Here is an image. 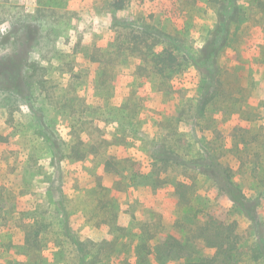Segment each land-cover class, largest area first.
Listing matches in <instances>:
<instances>
[{
    "label": "rangeland",
    "instance_id": "obj_1",
    "mask_svg": "<svg viewBox=\"0 0 264 264\" xmlns=\"http://www.w3.org/2000/svg\"><path fill=\"white\" fill-rule=\"evenodd\" d=\"M117 1L0 0V264H82L59 210L61 189L88 264H264V4L238 0L236 11L228 0H125L117 10ZM28 26L39 32L27 67L13 72ZM139 37L173 45L189 62L182 84L144 83L131 54ZM166 89L173 94L155 97ZM134 94L139 101L128 102ZM99 114L107 143L81 160L70 150L79 121L93 125ZM43 124L47 137L37 133ZM162 147L180 163L155 166ZM217 159L235 173L241 193L233 198L199 173ZM155 170L166 185L153 186L156 174L131 182L132 172ZM104 188L122 191L112 224ZM146 221L158 230L139 261ZM34 223L43 228L31 230ZM175 238L189 245L174 248ZM237 242L229 259L220 248Z\"/></svg>",
    "mask_w": 264,
    "mask_h": 264
},
{
    "label": "trees",
    "instance_id": "obj_2",
    "mask_svg": "<svg viewBox=\"0 0 264 264\" xmlns=\"http://www.w3.org/2000/svg\"><path fill=\"white\" fill-rule=\"evenodd\" d=\"M230 3V6L234 9V10H239V5H238V0H228ZM256 3L258 5H263L264 4V0H256ZM116 7L117 10H123L126 7V1L125 0H121V1H117L114 5ZM229 31V30H228ZM226 29H224V27H222L221 29V33L224 34L225 32H228ZM37 32H39V27H33V26H28L27 30H26V34L24 36L27 37V41L24 42L20 48H19V52L21 53L20 55V60H12V66H13V72L18 71L19 73H21V68H25L27 67V61H25V58L27 59V57L30 54V50H29V44L30 43V39L35 37ZM2 29L0 28V36H4ZM30 38V39H29ZM6 42V41H5ZM4 44V43H3ZM3 44L1 46H3ZM148 41L145 37H139V40L136 43V47L133 48L132 50V55L134 57H136V63L139 62L140 65L137 67L139 70H142L144 72L143 76H144V83H149V84H154L156 86H169V85H180L182 84L183 81H181V77H182V72L187 68V66L185 65L186 63H189L188 61H182V58L180 57V53H178L174 48L173 45H164V43L162 44H157L154 43V45H148ZM144 45L149 46L150 51L149 52H145L142 47H144ZM176 48V47H175ZM211 50L209 51V53L213 54L216 50L215 46H212L210 48ZM215 49V50H214ZM148 50V49H147ZM24 57V58H23ZM15 58V57H13ZM24 62V63H23ZM138 63V64H139ZM15 70V71H14ZM147 74V75H146ZM22 75V74H21ZM146 75V76H145ZM173 94V92H170L169 89L166 90H159L157 91V93H155V97H166L171 96ZM139 94H134L132 97L135 98H131L128 100V102H131L133 99L139 101L138 97ZM197 97V96H196ZM195 97V98H196ZM182 99V97H180ZM198 99V98H197ZM213 101V94L210 93V95L206 96L205 101H204V106H206L207 104L212 103ZM142 105H139V107H141ZM115 107V106H114ZM112 109V113H109L111 116L114 115V112L116 113V109L114 108ZM125 108L128 107L124 105ZM132 108V106H130ZM203 107H200V109ZM121 109V108H119ZM124 109V108H123ZM197 111V110H196ZM207 113V110L204 111V109H201L200 113H196L197 116L200 118H205V114ZM119 114V113H118ZM202 114V115H201ZM94 118V117H93ZM93 120H96L95 122L97 123H87V118L85 119H81L80 122V126H82L83 128L80 129L79 131H77V133L81 132L82 134H84V137H81V133L80 136L77 139L78 142L74 143L72 146V149L70 148V150L75 153V155H77V158H80L81 160H84L85 157L87 156L88 153L90 152H96L98 153V150L104 148V146L107 143V140L105 138H103L102 136V127L99 124L100 123H104L105 117L103 114H99L97 119H92L90 120V122H92ZM82 124V125H81ZM161 124H159L158 128H161ZM42 128V129H41ZM39 129V131H37L38 134L44 136L45 134L42 133L43 129H45V125L43 124L42 127ZM101 132V133H100ZM46 136V135H45ZM47 137V136H46ZM256 138H259V135L255 136ZM50 141H52V145L53 148L55 150V152L57 154L60 153V151H62V149L60 148V146L57 144H55V140H53L52 138L48 137ZM82 138L86 139L89 138V141H92V145L91 147H89V149L85 150V142L81 141L83 140ZM240 141V144L242 142H248L246 135H239L237 137ZM259 142V141H258ZM245 144V143H244ZM241 148V147H240ZM162 150L157 151L156 153V165H158V162L160 163L161 167L165 166L166 163L172 162L175 164L180 163V160L178 157H176L175 154L171 153L169 150H167L165 147L161 148ZM239 149V148H237ZM236 149V150H237ZM234 150V152L236 151ZM238 152V151H237ZM102 153V152H100ZM222 156V155H221ZM220 158V157H219ZM218 158V159H219ZM216 163H212L211 165H209V167H205L208 165H206V163H204V168L202 167V169H200V172L203 176H205L206 178H208L209 180H212L215 182L216 184V188L218 190V193L224 197L227 198H233V194L236 192L241 193V189L237 188L235 186V173L232 171H229L228 169L223 168L222 164L220 161H218ZM158 175V177L156 178V184L153 185L154 187H160V185H166L168 183V180L166 179V181L164 180V178L161 175V171L160 170H155L154 173H150L149 175L147 174L145 175H140V173H135L132 172V178H131V182H133V184L137 185L139 182H141L144 179H149L151 177V175ZM180 186H183L180 185ZM104 191V198L108 199V204L111 203L106 207L103 202L101 201V204L97 205V208L94 209V211L92 212L93 214L96 213L98 210L102 209L103 207H106L105 209V216L108 218V220H112L110 221V223L112 224V222H114L115 219H118L119 214L117 212L114 211L113 208V200L117 199V196L122 192V191H118L117 189H103ZM59 194V203L58 206L59 210L62 212L63 217L66 219V225H67V230L70 231L72 234L71 237H68L71 241H73L74 245L76 247H78L79 249V255L81 256V259H78L79 262H81L82 264H88L86 261V251L83 249L82 247V243H80V240L78 239V237L75 235V232L71 229V212L69 210V202L67 201V192L65 191V189H61ZM195 194V193H192ZM183 196V195H182ZM195 196V195H194ZM86 199L88 198V196L85 197ZM103 204V207H102ZM1 212V211H0ZM145 217V215H144ZM203 220V217H202ZM143 221H145L143 219ZM161 227L163 228V226L161 225ZM39 225H36L35 223L33 224V227L31 228V230H36L39 229ZM43 227L40 228V230ZM156 228V231H155ZM142 230L146 231V234H143L142 237L139 239V245L136 247V250H138V258L139 261H145L147 260V257L151 254V252H149V255H144V252L142 251L143 248H147L149 247V240H152V238L155 237V234L158 230V226H156L155 224H153L151 221H146L144 223V225H142ZM152 230V231H151ZM153 231H155L153 233ZM152 232V233H151ZM41 235V231L38 233V237ZM175 243H174V248H183V246L189 245L188 243H184L183 240L179 239V238H175ZM27 242V241H26ZM142 242V243H141ZM30 244V243H28ZM67 245V243H65ZM224 243H219V247H221ZM62 246V247H61ZM58 248H60V250L62 251L63 248H65L64 245H62V243H60V245L58 246ZM240 248V243H235L231 248L228 247H221L220 249L223 250V252H226L225 254L229 257L232 256V252L233 251H238ZM40 246H34V248L30 249V251L28 250L25 255V258L28 260L32 259L34 256L33 255H38L40 253L39 251ZM226 250V251H224ZM34 251H38V252H34ZM98 253L99 250H96ZM142 251V252H141ZM33 253V255L30 254ZM180 253V250L177 252ZM64 252L62 253H57V255H63Z\"/></svg>",
    "mask_w": 264,
    "mask_h": 264
}]
</instances>
